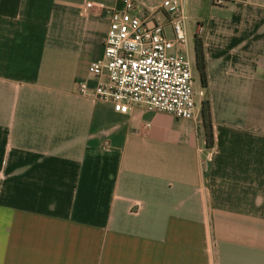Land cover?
<instances>
[{"label": "crops", "instance_id": "crops-1", "mask_svg": "<svg viewBox=\"0 0 264 264\" xmlns=\"http://www.w3.org/2000/svg\"><path fill=\"white\" fill-rule=\"evenodd\" d=\"M118 3L0 0V264H264V0L186 1L210 148L79 92Z\"/></svg>", "mask_w": 264, "mask_h": 264}, {"label": "built area", "instance_id": "built-area-1", "mask_svg": "<svg viewBox=\"0 0 264 264\" xmlns=\"http://www.w3.org/2000/svg\"><path fill=\"white\" fill-rule=\"evenodd\" d=\"M186 1L118 0L105 7L109 29L104 53L89 67L96 82L92 88L80 83L79 92L111 103L120 113L140 108L199 123Z\"/></svg>", "mask_w": 264, "mask_h": 264}, {"label": "trees", "instance_id": "trees-1", "mask_svg": "<svg viewBox=\"0 0 264 264\" xmlns=\"http://www.w3.org/2000/svg\"><path fill=\"white\" fill-rule=\"evenodd\" d=\"M195 52H196L195 53L196 65L200 74L201 84L203 87H205L207 84V73H206L204 57L202 54V43L198 38H196ZM201 115L203 118V126L206 133L207 145L210 148L213 146L214 143V134L211 124L210 106L208 101H205L203 103Z\"/></svg>", "mask_w": 264, "mask_h": 264}, {"label": "rangeland", "instance_id": "rangeland-1", "mask_svg": "<svg viewBox=\"0 0 264 264\" xmlns=\"http://www.w3.org/2000/svg\"><path fill=\"white\" fill-rule=\"evenodd\" d=\"M190 56H191V60H192V63H193L192 64L193 65V78H194V81H195L196 90L198 92L197 103H198V105H201L202 99H203V103H204L205 101H207V98L204 95V93H203L204 96L200 94L201 90L204 92V88H203V86L201 84L200 74H199V71L197 69V65H196V61H195L196 59L193 57L192 52H190ZM203 103H202V106H203ZM201 110H202V108H201Z\"/></svg>", "mask_w": 264, "mask_h": 264}]
</instances>
